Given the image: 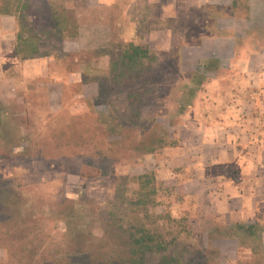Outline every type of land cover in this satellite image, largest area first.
Listing matches in <instances>:
<instances>
[{"label":"rangeland","instance_id":"1","mask_svg":"<svg viewBox=\"0 0 264 264\" xmlns=\"http://www.w3.org/2000/svg\"><path fill=\"white\" fill-rule=\"evenodd\" d=\"M214 1L0 0V264L121 258L122 235L136 217L172 243L180 264H264V235L253 253L247 241L215 231L236 222L264 228V209L239 220L212 217L173 180L183 117L217 96L216 75L223 88L230 80L226 67L205 72L194 105L172 116L173 88L192 84L216 49L201 48L203 39L237 36L247 53L264 48V1L252 0L255 12L249 0L235 11ZM251 13L255 26L245 18ZM114 42L147 46L155 56L143 83L149 92L107 85L100 96L93 78L107 75L103 52ZM221 96L228 103L241 95ZM169 121L175 143L144 153L142 143L161 126L173 131ZM142 175L143 189L133 180ZM138 197L149 204L135 212Z\"/></svg>","mask_w":264,"mask_h":264},{"label":"crops","instance_id":"2","mask_svg":"<svg viewBox=\"0 0 264 264\" xmlns=\"http://www.w3.org/2000/svg\"><path fill=\"white\" fill-rule=\"evenodd\" d=\"M249 7L255 12L252 0ZM253 18L248 21L255 26ZM207 44L216 47L207 56L219 61L214 72L226 67L230 80L223 88L216 75L217 96L199 100L183 117L173 180L197 210L239 220L264 209V48L247 53L237 36L207 37L200 47ZM223 93L241 96L225 103Z\"/></svg>","mask_w":264,"mask_h":264},{"label":"trees","instance_id":"3","mask_svg":"<svg viewBox=\"0 0 264 264\" xmlns=\"http://www.w3.org/2000/svg\"><path fill=\"white\" fill-rule=\"evenodd\" d=\"M238 5L239 0H233L228 8L230 11L239 10ZM246 9L248 12L250 11L249 5ZM6 12L10 13L9 11H4V13ZM51 16L58 31L62 34V23L57 19L58 17L55 13H52ZM245 18L249 19V16ZM74 37H76V35H73V38ZM18 39H22L21 34ZM103 54L106 56L108 55L110 59L107 75L103 78H100V75H94L93 78L94 82L98 83L100 96L105 91L107 85H120L122 87L132 86L138 88V92H149L143 87V83L146 80V71L152 66L156 58L149 53L147 46L114 42ZM213 64H215V66H213ZM202 67V70L198 69L197 72L194 73L192 84H181L173 88V94L175 93V106L171 114L176 119L183 117L194 105L196 96L200 92L201 86L204 84L205 72L217 71L219 69V61L216 59H209ZM138 115L139 114H137V116ZM104 123L108 124L107 121ZM169 125L173 127V131H169L164 126H161L159 133L154 134L148 142L142 143L143 147H141V149L144 153H155L166 145L175 143L172 138L173 134H176L175 123L169 121ZM118 127L123 128V125H118ZM146 178L147 176L142 175L133 178V180L135 179L138 183L143 185ZM144 187L145 185L142 186V189ZM131 204L136 207L135 212H137L138 209L148 206L147 204H149V202L138 197L132 200ZM215 231L221 233L225 238L237 240L239 244H243L241 241H247L250 243V248L253 253L263 244L264 228L259 227L257 221L252 224L236 222L233 225L217 227ZM121 245L124 253V256L121 258L113 255L107 257L105 255L99 257L97 261H94L90 255H83L81 257L78 255L77 257L79 258L74 257L72 264H146V261L153 257L158 258L159 264H180L181 261L178 255L171 253L172 243H166L162 235L149 229L143 220H140L138 217H136L135 223L128 226L124 231ZM74 253H77V251Z\"/></svg>","mask_w":264,"mask_h":264}]
</instances>
